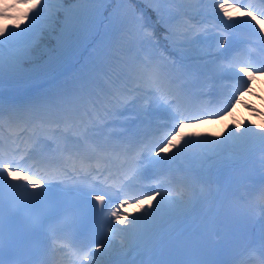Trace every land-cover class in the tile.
<instances>
[{
  "label": "snow or ice",
  "instance_id": "obj_1",
  "mask_svg": "<svg viewBox=\"0 0 264 264\" xmlns=\"http://www.w3.org/2000/svg\"><path fill=\"white\" fill-rule=\"evenodd\" d=\"M146 4L0 0V129L31 133L0 134V264H246L241 244L264 264V229L217 211L250 179L226 172L264 165V124L235 119L264 77V0Z\"/></svg>",
  "mask_w": 264,
  "mask_h": 264
},
{
  "label": "bare ground",
  "instance_id": "obj_2",
  "mask_svg": "<svg viewBox=\"0 0 264 264\" xmlns=\"http://www.w3.org/2000/svg\"><path fill=\"white\" fill-rule=\"evenodd\" d=\"M207 124L200 125L197 129L201 131H205V127ZM247 175L250 177V179L243 180L242 182H239L236 187L233 189V194L231 196H236L239 198H252L256 201H262L261 199H258L257 195L262 192V189L264 187V165L261 164V157L259 155H256L253 159H250L249 161L243 163L241 166H239L235 170H230L229 172L225 173L224 180H227L230 176L231 177H239ZM229 197V198H230ZM223 204H217V211L222 208ZM256 215H260V211L256 209ZM264 229V224L261 220H259L256 223V227L254 230V234L252 236L258 235L261 230ZM248 255V253H245L243 256L242 261L245 259V257ZM252 256H255L256 258L260 257L262 258L259 253H256Z\"/></svg>",
  "mask_w": 264,
  "mask_h": 264
},
{
  "label": "rangeland",
  "instance_id": "obj_3",
  "mask_svg": "<svg viewBox=\"0 0 264 264\" xmlns=\"http://www.w3.org/2000/svg\"><path fill=\"white\" fill-rule=\"evenodd\" d=\"M11 24V21H9ZM9 86V85H5ZM254 91L246 93L244 99L237 102V112L235 119L240 120L244 123L245 120H251L253 124H264V117L260 116L259 113L263 112L264 109V77H257L252 84ZM248 105H252L256 111H251ZM229 122H233V118H228ZM222 126L220 124H207L205 130H217ZM23 144V143H22Z\"/></svg>",
  "mask_w": 264,
  "mask_h": 264
}]
</instances>
